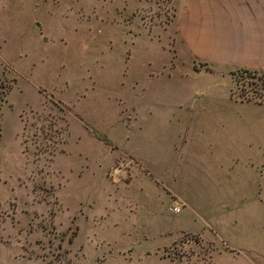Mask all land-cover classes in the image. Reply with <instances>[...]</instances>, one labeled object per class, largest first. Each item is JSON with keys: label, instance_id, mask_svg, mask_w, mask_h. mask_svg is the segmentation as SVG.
<instances>
[{"label": "rangeland", "instance_id": "obj_1", "mask_svg": "<svg viewBox=\"0 0 264 264\" xmlns=\"http://www.w3.org/2000/svg\"><path fill=\"white\" fill-rule=\"evenodd\" d=\"M176 3L0 0V264H243L225 241L263 249L251 203L218 206L221 176H253L257 147L229 157L181 101L264 102V72L179 76Z\"/></svg>", "mask_w": 264, "mask_h": 264}, {"label": "crops", "instance_id": "obj_2", "mask_svg": "<svg viewBox=\"0 0 264 264\" xmlns=\"http://www.w3.org/2000/svg\"><path fill=\"white\" fill-rule=\"evenodd\" d=\"M174 11L176 33L181 40L179 47L186 56L172 66L178 68L175 71L179 76L183 72L188 78L214 76L228 82L234 69L264 72V0H177ZM223 93L225 102L216 107H209L195 92L182 101L178 98V103L187 105L193 127L198 126L195 124L198 114L205 115L208 129L218 126L221 151L231 153L228 148L233 142L257 147L256 156L245 157L247 163H255L253 176L243 178L236 185L230 176H221L218 206L227 211L238 204L251 203L259 222L264 224V102L234 99L228 90ZM165 173H157V177L167 188L166 193L181 196L170 190ZM181 199L186 205L187 201ZM180 225L177 227L182 228ZM225 243L227 253L242 257L243 264H264V247L253 252ZM256 256L261 261L255 260Z\"/></svg>", "mask_w": 264, "mask_h": 264}, {"label": "built area", "instance_id": "obj_3", "mask_svg": "<svg viewBox=\"0 0 264 264\" xmlns=\"http://www.w3.org/2000/svg\"><path fill=\"white\" fill-rule=\"evenodd\" d=\"M166 209L168 212L176 214L180 211V203L172 201L166 206Z\"/></svg>", "mask_w": 264, "mask_h": 264}, {"label": "trees", "instance_id": "obj_4", "mask_svg": "<svg viewBox=\"0 0 264 264\" xmlns=\"http://www.w3.org/2000/svg\"><path fill=\"white\" fill-rule=\"evenodd\" d=\"M239 70H241V71H245V72H247V73H249V72H254L255 70H247V69H239Z\"/></svg>", "mask_w": 264, "mask_h": 264}]
</instances>
